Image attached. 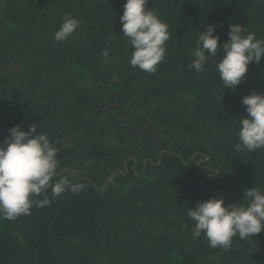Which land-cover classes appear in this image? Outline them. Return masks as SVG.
Returning a JSON list of instances; mask_svg holds the SVG:
<instances>
[{"label":"trees","instance_id":"1","mask_svg":"<svg viewBox=\"0 0 264 264\" xmlns=\"http://www.w3.org/2000/svg\"><path fill=\"white\" fill-rule=\"evenodd\" d=\"M124 3L0 0V143L13 126L37 124L59 150L53 183L84 185L0 217V264H264V232L211 248L186 215L209 198L239 203L264 190V148H235L241 99L264 93V57L235 90L219 79L221 53L189 69L209 24L220 45L230 24L264 39V0H148L171 34L154 73L129 63ZM66 14L80 24L56 42Z\"/></svg>","mask_w":264,"mask_h":264},{"label":"clouds","instance_id":"2","mask_svg":"<svg viewBox=\"0 0 264 264\" xmlns=\"http://www.w3.org/2000/svg\"><path fill=\"white\" fill-rule=\"evenodd\" d=\"M147 3L148 0H125L123 14L119 17L123 35L118 36L127 40L133 49L130 65L154 73L165 59L164 45L171 34L168 24L146 8ZM79 24L80 21L71 14L64 15L54 40H67ZM214 32L215 26L209 24L206 31L199 33L198 47L193 49L194 58L189 69L200 73L209 58L221 53L216 62L219 79L223 89L235 90L245 79L249 65L259 64L264 57V39L257 38L254 33L244 35V27L230 24L228 39L220 45ZM101 55L107 62L108 50H103ZM241 104L247 115L240 119L239 143L235 148L249 152L262 149L264 93L253 91L241 99ZM38 128L37 124H31L27 131H22L20 125L13 126L0 143V217L3 219L15 220L30 215L34 206L50 204L49 189L54 199L65 193L78 194L84 187L81 183H73L68 176L53 183L59 150L46 134L37 131ZM41 195L43 200L34 199ZM242 201L225 204L223 198H209L197 202L194 208L188 207L186 215L193 222V238L203 235L211 248L227 249L234 237L244 241L264 232V190L260 187L245 190Z\"/></svg>","mask_w":264,"mask_h":264}]
</instances>
